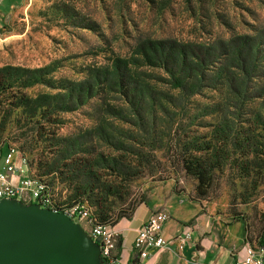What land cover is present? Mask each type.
<instances>
[{"label": "rangeland", "instance_id": "rangeland-1", "mask_svg": "<svg viewBox=\"0 0 264 264\" xmlns=\"http://www.w3.org/2000/svg\"><path fill=\"white\" fill-rule=\"evenodd\" d=\"M0 9V151L17 147L57 200H81L98 222L104 213L101 222L116 231L115 257L122 253L117 223L143 203L170 218L173 211L232 252L257 242L264 229V62L245 97L232 89L236 79L189 96L147 76L150 110L140 112L94 77L116 57L159 75L136 63L153 39L215 55L237 36L264 58V0H3ZM68 101L73 110L47 109ZM189 154L219 165L205 194L183 167ZM95 157L91 167L81 164ZM175 229L169 220L164 231Z\"/></svg>", "mask_w": 264, "mask_h": 264}, {"label": "trees", "instance_id": "trees-1", "mask_svg": "<svg viewBox=\"0 0 264 264\" xmlns=\"http://www.w3.org/2000/svg\"><path fill=\"white\" fill-rule=\"evenodd\" d=\"M236 37L234 36L228 42H223L217 48L219 52L213 49L216 52L215 55L211 54L210 49L198 45H184L171 39L149 40L145 47L138 50L137 54H140L141 58L136 63L140 64L139 66L159 69L162 73L154 75L153 73L139 72L133 66L135 61L116 57L108 72L97 73L94 78L95 81L104 83L110 91L119 93L126 99V103L128 102L129 106L138 112L150 110L151 93L148 85L144 83L147 76L156 78L169 88L177 89L180 93H187L189 96L200 94L206 88L232 83L236 79L238 85L231 87L236 91L237 96H250V86L257 76L256 68L258 64L263 65L264 58L259 53L260 51H257L256 56L250 50V53L247 52L245 43L237 42V38L241 39V37ZM230 46L233 50L228 49ZM218 64H220L219 67H216ZM259 66L258 68H260ZM212 67L217 69L215 79L209 75ZM79 101L80 97H77L76 102ZM169 102L173 104L172 100ZM50 108L57 111H70L74 109V103L68 101L64 105H47V109ZM6 150L1 149L0 153L3 154ZM96 159L97 157L86 159L87 164L83 162L81 164L87 169L91 167L88 164ZM181 162L184 169L198 180V192L205 194L211 184L213 171L219 166L218 163L201 155L191 154L183 155ZM47 183L51 185L49 182ZM76 201L81 202L78 199ZM99 208L104 209L102 203L99 204ZM99 215L100 223L106 221L104 213L100 212ZM257 242L264 247V229ZM121 243L122 239L120 238V245Z\"/></svg>", "mask_w": 264, "mask_h": 264}, {"label": "built area", "instance_id": "built-area-1", "mask_svg": "<svg viewBox=\"0 0 264 264\" xmlns=\"http://www.w3.org/2000/svg\"><path fill=\"white\" fill-rule=\"evenodd\" d=\"M0 200H13L24 205L37 204L68 215L83 229V224L91 232V239L99 245L104 264H134V260L124 263L113 255L116 247V231L108 224L96 221L89 209L81 202L68 204L56 199V193L44 179L34 175L26 157L21 151L10 146L0 153ZM170 216L157 210L142 223L133 243V251L143 259L149 256L151 249H164L175 245L176 252L182 251L191 240L193 231L185 230L173 238L164 235V225ZM84 230V229H83ZM246 254L235 258L233 264H264V247L258 242L246 243Z\"/></svg>", "mask_w": 264, "mask_h": 264}, {"label": "water", "instance_id": "water-1", "mask_svg": "<svg viewBox=\"0 0 264 264\" xmlns=\"http://www.w3.org/2000/svg\"><path fill=\"white\" fill-rule=\"evenodd\" d=\"M100 247L68 215L0 200V264H100Z\"/></svg>", "mask_w": 264, "mask_h": 264}, {"label": "crops", "instance_id": "crops-1", "mask_svg": "<svg viewBox=\"0 0 264 264\" xmlns=\"http://www.w3.org/2000/svg\"><path fill=\"white\" fill-rule=\"evenodd\" d=\"M2 1L3 0H0V2ZM12 2L13 0H9V3ZM157 210L160 209H153L150 205L143 203L136 207L129 220H121L117 223L116 229L122 239V253L121 257H119L120 261L126 263L137 259L141 264H159L161 254L168 253V264H233L235 258H242L243 255L246 254L245 248L247 242L236 244V249L232 252L226 245V242L222 243L214 234L203 236L200 230L187 225V219L179 217L180 215L174 216L173 211H171L172 217L169 218V220H172L173 224L175 223L176 229L169 231L163 230L165 237L173 238L185 231L184 226H189L193 231L191 240L187 242L182 251L176 252V246L172 245L164 249H151L148 257L139 259L132 249L137 231L150 214ZM200 217H202V215ZM199 223L198 226L200 227L201 222L199 221ZM225 250H227L230 255H223Z\"/></svg>", "mask_w": 264, "mask_h": 264}]
</instances>
